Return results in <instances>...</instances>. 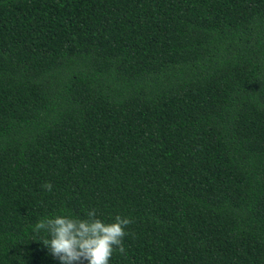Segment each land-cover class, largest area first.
Masks as SVG:
<instances>
[{
	"label": "trees",
	"instance_id": "1",
	"mask_svg": "<svg viewBox=\"0 0 264 264\" xmlns=\"http://www.w3.org/2000/svg\"><path fill=\"white\" fill-rule=\"evenodd\" d=\"M93 208L110 264H264V0H0V264Z\"/></svg>",
	"mask_w": 264,
	"mask_h": 264
},
{
	"label": "clouds",
	"instance_id": "2",
	"mask_svg": "<svg viewBox=\"0 0 264 264\" xmlns=\"http://www.w3.org/2000/svg\"><path fill=\"white\" fill-rule=\"evenodd\" d=\"M42 188L51 191L52 185L45 182ZM130 223L129 217L119 214L106 222L93 208L83 217L63 211L45 215L30 227L58 264H110L114 252L125 254L123 241Z\"/></svg>",
	"mask_w": 264,
	"mask_h": 264
}]
</instances>
